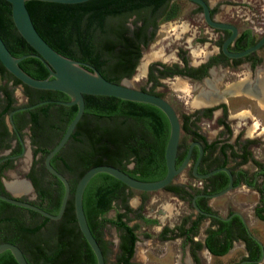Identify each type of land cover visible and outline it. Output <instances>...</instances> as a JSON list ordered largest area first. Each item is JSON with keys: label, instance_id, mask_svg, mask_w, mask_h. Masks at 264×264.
<instances>
[{"label": "trees", "instance_id": "16d2710c", "mask_svg": "<svg viewBox=\"0 0 264 264\" xmlns=\"http://www.w3.org/2000/svg\"><path fill=\"white\" fill-rule=\"evenodd\" d=\"M171 1L175 0H89L76 4L31 0L26 4L37 30L56 51L90 63L106 79L120 83L133 75L142 55L141 44L148 42V36L151 41L155 37L156 32L149 35L148 29L153 25L157 28L158 19L167 11ZM0 36L16 57L35 52L16 29L11 4L6 0H0ZM20 65L35 78L44 79L49 75L47 67L38 58L29 57ZM1 72L14 85L24 87L29 104L70 100L60 91H43L23 84L4 65ZM0 91L7 98L5 111H10L13 100L9 101V97L13 92L2 85ZM85 99L82 120L65 148L52 158L53 166L69 176L72 186L64 216L60 220H51L0 200L4 209L0 222L4 223L6 241L20 246L29 264H81L84 258L88 264H97L95 253L79 228L74 206L76 185L90 168L113 165L145 182L166 176L165 152L170 126L162 110L150 104L110 96L86 95ZM77 111L76 105L53 102L24 112L29 115L36 154L46 157L61 140ZM47 175L50 174L44 163L30 175L40 194L37 204L52 214H58L64 185L57 178L56 183L60 186L54 187V183L46 181ZM172 187L169 185L166 189ZM129 189L115 177L100 173L91 180L84 194L88 224L107 258L109 249L103 240L105 225L110 223L122 232L120 254L114 264H132L138 241L136 227L130 226L126 220L128 213L132 212L128 205ZM115 202H121L125 212H118L115 218L108 219L105 214L114 208ZM0 264L18 262L10 251H6L0 254Z\"/></svg>", "mask_w": 264, "mask_h": 264}, {"label": "flooded vegetation", "instance_id": "af4514ba", "mask_svg": "<svg viewBox=\"0 0 264 264\" xmlns=\"http://www.w3.org/2000/svg\"><path fill=\"white\" fill-rule=\"evenodd\" d=\"M205 1L210 6L212 19L235 26L238 30L235 39L228 46V51L231 54L243 53L264 38V34L257 37L251 29L241 31L232 22L218 20L216 17L217 6L212 5L210 0ZM192 3L195 5L197 14H200L206 22L203 8L194 2ZM166 14L167 11L158 19L157 28L153 25L148 29L149 35L158 31L159 21ZM206 26L213 33L208 31L209 36L206 35L200 38V42H204L206 48L200 54H193V51L190 50L181 51L178 49L174 52L176 56L173 55L177 58L176 62L173 64L156 63L149 65L150 61L154 60L153 58L148 62L144 72L146 81L151 85V88L145 87L144 90L164 98L165 94L158 92L157 88L163 84H169V80L174 79L175 81L170 82V84H173L175 86L174 90L179 93V100L181 99L184 102V99H188L187 102H190L192 109L191 112L184 111L179 114L169 102L178 115L181 128L177 166L183 164L193 146L189 164L184 171L189 167L190 172L187 179L195 181V183L189 182L191 186L170 184L173 187L168 190L175 196L183 199L191 196V204L196 213L189 228L181 225L175 231L178 236L187 239L186 246L193 249V260L197 262L200 259L197 252L199 250H205L213 257H223L236 252V250H241L242 254L237 260L228 262V264H263L264 242L251 232L247 218L250 214L246 211H251V216L257 221L264 222V158L258 160L252 153L254 147L257 146V137L264 136V125L262 120L261 122L258 121L257 117L252 114L246 102L254 100L255 104L264 111V44L241 57L229 56L223 49V45L233 34V31L231 29L214 28L207 22ZM147 40L148 42L142 43L140 46L142 55L131 77L138 69L141 70V60L144 57L145 49H148L152 42L150 36ZM192 55L196 58L195 61H193ZM1 70H3V65L0 64V85L6 86L7 82ZM13 86L16 88L22 85L13 84ZM21 93L26 98L27 104L20 105L14 93L9 97V101L13 100L10 111H5L8 104H5V106L0 104L2 106H0V194L31 201L22 197L31 191L39 200V191L35 188L30 175L34 169L42 166L39 167L40 162L38 161L41 154L35 153L31 123L28 122L29 115L24 113L27 110L17 111L21 107L35 103L29 104L23 86ZM4 97L6 99L5 95ZM239 97L245 102V106L238 111H233L235 109L234 104L229 101L233 98L238 100ZM13 112L12 121L11 114ZM206 122L209 128L206 127ZM169 126V133H171L170 121ZM212 130H217L218 139H209L208 134ZM201 147L203 154L198 163L197 173L206 175L218 170L207 178H200L194 172L201 155ZM29 152L33 160L28 164L25 177L19 178L20 162ZM48 176H50V182L54 183V187L60 186L56 183L57 178L55 176L53 177L51 174ZM26 179L29 183L26 182ZM18 183H25L29 191H22L19 194L14 193L12 187L17 186ZM231 185H233L231 190L224 194L228 195L229 198L224 204L227 212L223 216L219 208H214L212 201L217 198L214 195L228 189ZM174 187L176 188L174 189ZM236 191H241L245 195H247V192H253L256 196L254 203L248 207L245 200L235 202L233 197L237 195L233 193ZM195 198L201 211L197 210L194 205ZM33 203L37 204L39 201ZM1 206L2 202H0V216L4 210ZM113 210L114 208L110 209L105 216L107 217V214ZM205 219L210 220V225L205 230L204 240L200 242L195 238L199 234L200 224ZM3 226L4 223L0 222V242H8L5 238ZM114 227L117 229L116 226ZM217 232H220V235L216 236ZM168 233H170V230L164 228L163 234ZM121 236L122 233L119 237V251ZM207 239H210L208 241H210L209 246L211 249L207 245ZM105 244L107 249L112 245L110 242L107 243L106 240ZM225 249L228 251L223 253ZM105 258L106 264H109V259L106 256ZM80 263L88 264L85 258Z\"/></svg>", "mask_w": 264, "mask_h": 264}, {"label": "rangeland", "instance_id": "374dc122", "mask_svg": "<svg viewBox=\"0 0 264 264\" xmlns=\"http://www.w3.org/2000/svg\"><path fill=\"white\" fill-rule=\"evenodd\" d=\"M210 3L217 6L216 17L218 20L232 22L241 31L251 29L257 37L264 34V0H210ZM197 13L195 5L189 0L172 1L167 9L166 16L159 21L158 31L149 48L145 49L144 57L141 60L142 65L145 61L148 64L150 61V59H147L148 56H151V60L154 58V60L150 61L149 65L156 63L173 64L177 61V58L173 57V55L176 56L174 52L178 49L181 51L190 50L191 52L193 51V54H200L205 50V44L204 42H200V38L206 35L209 36L208 31H212L208 30L203 17ZM214 35L216 36V33ZM157 52H161L160 55L153 57ZM192 59L195 61L196 58L192 55ZM144 75L138 69L133 77L125 78L123 81L136 89L144 90L145 87L151 88V85L146 81ZM173 81L175 80H169V84H163L157 88V91L165 94L164 98L175 107L179 114L184 111L191 112L192 109L190 102H187L188 99H184V102L181 99L179 100V93L174 90L175 86L170 84ZM10 87V90L17 97L20 105L27 104L26 98L21 93L22 86L15 88L11 85ZM229 102L234 104L233 107L235 109L233 111H238L245 106V102L240 97L238 100L237 98H233ZM246 103L249 105L247 107L251 109L252 114L257 117L258 121L261 122L262 120L264 125V111L255 104L254 100L247 101ZM206 127L209 128L208 123ZM208 137L210 140L218 139L219 135L217 130L210 131ZM256 142L257 146L254 147L255 149L252 153L258 160H261L264 158V136L257 137ZM32 160L30 152L21 160V167L18 174L19 178L25 177L28 171V164ZM39 161L41 162L40 167L44 163L45 158L41 155ZM189 172L188 167L182 174L176 177L172 184L176 186H191L190 183H195V181L187 179ZM45 178L46 181L50 182V176L47 175ZM128 194V205L132 209V212L128 213L126 220L130 226L136 227V234L138 236L132 264H228V262L237 260L240 254H242L241 250H236V252L223 257H213L205 250H199L197 251L200 257L199 261L193 260V249L186 246L187 239L178 236V233L175 231L181 225L189 228L192 219L195 218L196 213L191 204V196H188L189 198L186 199L179 198L168 189L153 192L129 189ZM233 194L237 195L233 197L235 202L245 200L248 207L254 203L256 197L253 192H247V195H245L241 191H236ZM22 197L25 199L28 198L32 202L39 201L31 191ZM228 198V195H222L212 201L214 208H219L223 216L227 212L224 204ZM113 205L114 210L107 214L106 218L108 219L115 218L118 212H125V209L121 206V202H115ZM246 213L250 214L247 218L251 232L264 242V222H259L251 216V211L247 210ZM146 220L153 221L148 222ZM209 225V219L203 220L200 224L199 234L195 238L197 241L201 242L204 240V233ZM164 228L170 230V233L164 235ZM103 233L105 240L112 244L108 248V259L109 264H114L117 256L120 254L119 237L122 232L108 223L104 227Z\"/></svg>", "mask_w": 264, "mask_h": 264}, {"label": "water", "instance_id": "95a60500", "mask_svg": "<svg viewBox=\"0 0 264 264\" xmlns=\"http://www.w3.org/2000/svg\"><path fill=\"white\" fill-rule=\"evenodd\" d=\"M6 1L11 4L12 19L16 26V29L18 30L19 34L25 39V41L34 49L35 52L30 54H25L20 57H16L15 55H13V53L10 51L3 38L0 36V62L4 65V67L8 70L9 73H11L17 79H19L23 84L39 90L60 91L62 93L67 94L70 97L69 101H54V100L40 101L29 106L21 107L17 109V111L30 110L42 104L53 103V102H59L67 106L76 105L78 111L75 118L67 127L61 140L45 157V166L47 171L51 175L58 178L64 185V196L58 214H52L31 201L18 199L17 197H10L4 194H0L1 200L9 204H12L14 206H18L24 209L37 212L42 216L49 218L51 220H60L64 216L68 203L72 196L71 195L72 186L69 181V178L63 173H61L59 170H57L52 165L51 161L52 158L57 153H59L63 148H65V146L68 144L69 140L71 139L72 134L76 130L79 122L82 120L86 108V99H85L86 95L110 96L132 102L150 104L162 110L170 121L171 133L165 152L167 173L163 179L153 182H145L132 177L127 172L121 170L118 167H115L113 165L102 164V165L94 166L90 168L88 171H86L76 185L75 193H74V206H75V214L79 228L83 233L85 239L87 240L88 244L94 251L97 258V264H106V258L103 249L99 241L91 231L84 210V194L91 180L100 173H106L120 180L129 188L134 190L153 192V191L165 189L174 182L176 177L179 176L189 164L193 146L191 147L189 154L186 160L183 162V164L177 166V156L179 151L180 133H181L180 121L174 107L165 98H163L158 94L151 93L146 90L136 89L128 85V83L123 80L120 83L112 82L106 79L101 74V72L92 64L79 60H74L62 55L61 53L56 51L42 37V35L37 30L34 21L32 19L31 13L26 4L28 1L31 0H6ZM38 1H47V2H55V3H63V4H76V3H83L89 0H38ZM190 1L200 5L203 8L204 18L210 26L218 29H231L233 31V34L225 41L223 45V49L229 56L241 57L253 50L260 48L264 44V38H263L260 42H258L254 47H251L249 50L239 54H231L228 51V46L235 39L238 33L237 28L230 24L221 23L212 19L210 6L207 4L205 0H190ZM29 57L38 58L45 64V66L49 71V75L47 78L44 79L35 78L31 76L29 73H27V71H25L21 67L20 63L24 59H27ZM13 114L14 112L11 114L12 121H13ZM202 154H203V149L201 147V155L194 169V172L195 175L200 178H207L213 175L214 173H216L218 170L212 171L206 175H199L197 173V167ZM224 170L226 169L224 168ZM26 182L29 183L27 179ZM232 186L233 185H231L228 189L214 195V197H219L224 195L229 190H231ZM194 205L197 210L201 211V209L197 206L196 198L194 199ZM6 251H10L12 253L18 264H29L20 246L11 242H0V254Z\"/></svg>", "mask_w": 264, "mask_h": 264}, {"label": "bare ground", "instance_id": "6f19581e", "mask_svg": "<svg viewBox=\"0 0 264 264\" xmlns=\"http://www.w3.org/2000/svg\"><path fill=\"white\" fill-rule=\"evenodd\" d=\"M160 53H161V52H159V53H158V52L155 53L153 57H158V56L160 55ZM150 57H151V56H148L147 59H151ZM146 66H147V63H146V61H145V62L143 63V65H142V67H141V70H142L143 73L145 72V68H146ZM12 191H13L14 193L19 194V193H21L22 191H29V189H28V186H27L25 183H20V184L18 183L17 186L12 187Z\"/></svg>", "mask_w": 264, "mask_h": 264}, {"label": "crops", "instance_id": "0c3cea01", "mask_svg": "<svg viewBox=\"0 0 264 264\" xmlns=\"http://www.w3.org/2000/svg\"><path fill=\"white\" fill-rule=\"evenodd\" d=\"M6 79V82H7V84H6V86H4V87H7L8 88V90H10L11 89V85H13L12 83V80H10V79H7V78H5ZM4 95H5V93H3V91H0V104L2 105V104H4V106H5V104H8V102L6 101L7 100V98L5 99V97H4ZM2 107V106H1Z\"/></svg>", "mask_w": 264, "mask_h": 264}]
</instances>
